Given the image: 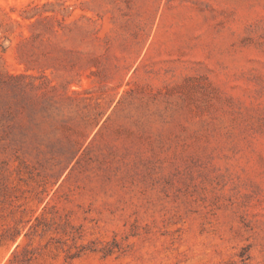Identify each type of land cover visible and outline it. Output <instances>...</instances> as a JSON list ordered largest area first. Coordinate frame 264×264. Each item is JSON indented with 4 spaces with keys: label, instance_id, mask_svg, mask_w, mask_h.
Segmentation results:
<instances>
[{
    "label": "rangeland",
    "instance_id": "obj_1",
    "mask_svg": "<svg viewBox=\"0 0 264 264\" xmlns=\"http://www.w3.org/2000/svg\"><path fill=\"white\" fill-rule=\"evenodd\" d=\"M0 264H264V0H0Z\"/></svg>",
    "mask_w": 264,
    "mask_h": 264
}]
</instances>
